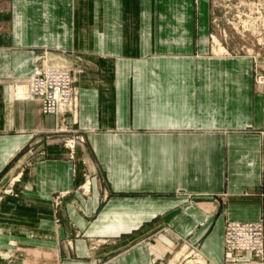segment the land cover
<instances>
[{"label": "crops", "instance_id": "obj_1", "mask_svg": "<svg viewBox=\"0 0 264 264\" xmlns=\"http://www.w3.org/2000/svg\"><path fill=\"white\" fill-rule=\"evenodd\" d=\"M217 5L0 0V181L20 169L0 264H155L179 237L226 264V221L264 220V35L243 36L263 40L257 61L243 55L211 32ZM44 63L77 72L76 159L23 154L61 125L19 95Z\"/></svg>", "mask_w": 264, "mask_h": 264}, {"label": "rangeland", "instance_id": "obj_2", "mask_svg": "<svg viewBox=\"0 0 264 264\" xmlns=\"http://www.w3.org/2000/svg\"><path fill=\"white\" fill-rule=\"evenodd\" d=\"M211 1L213 3V0ZM214 1L218 4L217 5L218 8H216L215 17L213 18V21H211V32L219 33L221 35H223V33H226L227 35L230 34L232 36L235 35L234 37H237V39H235L233 42H235L236 46L240 48V50L237 51L239 52L241 51L243 55H249V56L250 53H252L254 61H257L256 56L258 53H261V48L263 49V46H261L263 45V40L254 39L251 41L249 40L247 41L244 40L243 36H245V34H250L252 35V37H256V36L262 37V35H264V0H214ZM253 30H255V32H253ZM221 42L222 44L224 42L227 43L228 40H224ZM246 42H250L252 45L251 46L244 45ZM247 49H251V51H248ZM76 73H77L76 71H73V75L75 79L74 87L76 92L78 93V98H79V92L76 88ZM254 74L257 81H259L260 83H264V73L256 72ZM78 108H79V104H78ZM59 117H61L60 127L56 130H53L49 136H46L45 140L39 141L40 143L33 142L32 144H30L28 149H26V151H24L23 154L27 152H31L33 153V155H29L31 158L36 154V149L39 144H43V143L45 145L60 144L62 147H65V149H67V153H65V155L68 158L76 159L77 155L75 149L77 144L85 142L83 133L80 132L75 126L77 125L78 122L77 117L76 119H74L72 114L69 113L65 114L64 116L60 115ZM70 145H73L74 147H71ZM44 154L46 156L50 155V153H48L46 149ZM19 170L20 169L14 172L13 175L10 176L9 178L2 179L0 181V199L5 193L7 194L13 191L12 182L17 178L18 176L17 172ZM101 186L104 189V183H102ZM77 189L81 190L83 193H90L92 189V184L91 182L81 183L77 186ZM63 195H64L63 193H59L57 200ZM187 241H188L187 239L179 237L178 241L175 243L176 246L172 247V249H167L165 255L158 258L155 264H171L172 261H175L172 264H188V263L209 264V263H204L203 261H201V263L189 262L194 256L193 252L196 251V249L194 250V248H197L198 250L200 249L198 245H192ZM181 251H182L181 256L177 258V254ZM245 254L237 256V259H235V261L234 260L228 261L225 255L226 264L240 262ZM204 257L207 258L205 255ZM251 261L257 264H264V257L262 260L251 258Z\"/></svg>", "mask_w": 264, "mask_h": 264}, {"label": "built area", "instance_id": "obj_3", "mask_svg": "<svg viewBox=\"0 0 264 264\" xmlns=\"http://www.w3.org/2000/svg\"><path fill=\"white\" fill-rule=\"evenodd\" d=\"M73 69L66 65L44 63L31 75L32 94L29 99L41 103L45 114L69 113L75 119L79 98L75 90ZM249 253L252 258L264 257V220L234 221L225 224V255L228 261Z\"/></svg>", "mask_w": 264, "mask_h": 264}, {"label": "bare ground", "instance_id": "obj_4", "mask_svg": "<svg viewBox=\"0 0 264 264\" xmlns=\"http://www.w3.org/2000/svg\"><path fill=\"white\" fill-rule=\"evenodd\" d=\"M253 32H255V30H253ZM216 45H219V41L218 40H214L213 41ZM222 44V43H221ZM224 47V46H223ZM228 53V49L226 48L223 52H221V54H227ZM31 76L29 77V79L27 80L26 82V85L23 87V89H20V93L19 95L22 97V98H25V99H29L31 97V94H32V89H31ZM32 100V99H30ZM77 112L78 110L76 111L75 113V119L77 117ZM71 147H74L73 145H70ZM196 249V251H194ZM194 256L192 257V259L189 261L190 263H201V261H203L204 263H209V264H215L214 262L212 261H209V259L205 258L203 253L198 250L197 248H194ZM198 251V252H197ZM189 264V263H188Z\"/></svg>", "mask_w": 264, "mask_h": 264}]
</instances>
